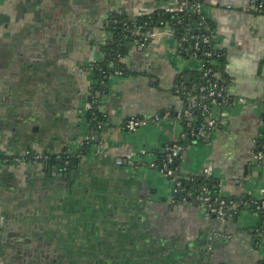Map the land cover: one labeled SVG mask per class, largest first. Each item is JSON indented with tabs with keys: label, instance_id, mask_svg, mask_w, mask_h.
I'll list each match as a JSON object with an SVG mask.
<instances>
[{
	"label": "crops",
	"instance_id": "crops-1",
	"mask_svg": "<svg viewBox=\"0 0 264 264\" xmlns=\"http://www.w3.org/2000/svg\"><path fill=\"white\" fill-rule=\"evenodd\" d=\"M202 1L225 56L232 106L217 112L209 142L185 147L180 174L209 168L221 196L261 197L264 164L254 152L263 129L264 15L246 10L259 0ZM173 6L174 0H0L1 220L10 213L9 221H38L45 214L36 208L50 211V229L64 231L52 241L73 244L68 259L75 261L89 260L82 252L90 250L92 260L109 264H264L252 232L256 214L206 217L197 204L172 202V182L149 167L184 133L178 75L201 68L178 53L172 29L158 28L149 44L133 45L122 60L130 73L111 76L105 93L94 87L92 67L113 49L110 16L136 18ZM95 108L98 129L88 121ZM132 118L146 124L128 131ZM88 135L93 142L68 191L27 165L7 164L26 150L80 154ZM7 227L1 223L0 233Z\"/></svg>",
	"mask_w": 264,
	"mask_h": 264
},
{
	"label": "trees",
	"instance_id": "trees-1",
	"mask_svg": "<svg viewBox=\"0 0 264 264\" xmlns=\"http://www.w3.org/2000/svg\"><path fill=\"white\" fill-rule=\"evenodd\" d=\"M204 5L203 1L200 0ZM263 8L260 9V13L264 15V0ZM259 13V14H260ZM109 26H115L114 28V40H113V50H110L108 59L105 62H100L99 64L94 65L92 68L93 82L95 83V89L104 92L107 91V85L109 78L111 76H120L125 77L130 72L125 63L122 61L124 59L133 45H139L145 43L146 45L150 43L148 36L154 33V30L162 27H170L173 31L175 38L181 45L183 50L182 57L185 59H198L206 63L204 69H200L191 75L190 81H187L186 76L188 72H184L178 75L176 79L177 90L181 89L182 86L185 91L190 92L192 95L198 93V87L206 82L204 77V72L209 68L212 69L214 80H217L221 84L228 85L227 76H226V61L225 56L221 50L217 48V45L214 40V30L212 24L209 22L205 15L193 14L189 11L182 13H170L166 10H157L150 14H143L136 18H130L122 14H112L108 20ZM207 35L210 39L208 43H203L202 40H188L182 41L183 37L190 35ZM181 41V42H180ZM196 42L198 46H196ZM211 53V57H207L206 54ZM229 86V85H228ZM182 91V90H181ZM232 99V97H231ZM222 104L223 101L219 100ZM195 125L196 127L203 124V116L201 112L197 111L195 114ZM88 121L90 128L98 129L100 126V116L96 108L91 109L88 113ZM260 121L262 125L261 137L257 140V145L255 146V152L262 150L264 145V109L260 115ZM183 127L186 129L187 136L186 138H180L178 142L179 145L185 149L187 145L196 144V143H206L203 139H196L191 137L189 132L190 130L186 126V122L183 121ZM93 142V140H91ZM90 142V144H91ZM174 144V143H173ZM170 146V145H169ZM168 147V146H167ZM90 145L84 147L83 153L86 154L89 150ZM264 153V149H263ZM158 160L161 162L164 158L163 153H157ZM80 160L78 158H73V165L78 164ZM181 159H176L173 166L180 167ZM177 175L180 177L181 181V190L178 194H175L173 199L175 203L185 204L184 198L187 199V202L194 201V204H197L195 198L199 195L202 188H207L209 194L214 200H220L225 198L227 201L235 202L238 204L237 214H241L243 211H248L251 213H256L254 203L257 201V197L251 195H241V196H232V197H223L220 195V183L212 175L201 174L198 176H192L188 179H185L184 176L180 174V170ZM247 203V205L245 204ZM237 214L232 215V217H226L227 219H232L237 216ZM261 221L256 227L253 228L255 236L259 239V231L262 229V221L264 219V212L260 213ZM259 230V231H258Z\"/></svg>",
	"mask_w": 264,
	"mask_h": 264
},
{
	"label": "built area",
	"instance_id": "built-area-1",
	"mask_svg": "<svg viewBox=\"0 0 264 264\" xmlns=\"http://www.w3.org/2000/svg\"><path fill=\"white\" fill-rule=\"evenodd\" d=\"M175 6L166 8L167 12L170 13H182L185 11H189L193 14L197 15H205L204 5L200 0H174ZM263 8L262 0L254 1L251 7L247 8L248 12L252 13H260V9ZM158 30V29H156ZM156 30L154 33L148 36L149 38H153L156 34ZM209 37L207 35H190L184 36L182 41L202 40L203 43L209 42ZM181 42V41H180ZM141 47H144L146 44H139ZM196 46L198 43L196 42ZM182 48L179 43L178 53L182 56ZM207 57H211V53L206 54ZM123 60V59H122ZM198 60V59H197ZM201 63V68L204 69L206 63L202 60H198ZM215 74H213L212 69L209 68L204 72V77L206 78V82L198 87V93L196 95H192L190 92L185 91V89L181 86V89L177 90V93L183 100V106L180 112L177 113V118L186 122V126L190 130L189 134L191 137L196 139H203L205 142H209L213 130L216 128L218 124V111H222L226 108H230L232 106L231 94L229 91V86L225 84L219 83L217 80H214ZM182 90V91H181ZM219 100H222L221 104ZM262 111L264 109V98L262 100ZM199 111L203 116V124L196 127L195 125V116L194 114ZM171 116L170 112L164 114V117L168 118ZM162 117L157 116L156 121H160ZM146 121L139 120L138 118H132L128 120L125 124V129L128 131H135L141 126L145 125ZM187 133L184 128V133L181 138H186ZM264 145L262 146V150L256 152L254 154V161L259 164H264V153H263ZM183 147L178 144V142L166 147L162 152L164 154L163 160L159 163L157 162L158 156L156 159L149 164V167L159 171L166 178H168L173 184L174 194H178L181 190V181L180 177L177 175L180 170L179 167L173 166L174 161L178 158L181 159L183 155ZM211 170L206 168L204 170V174L210 175ZM189 177H185L188 179ZM197 202V206L203 212L206 217H215L219 220H225L226 217H232V215L237 214L238 204L235 202L227 201L225 198H221L219 201L214 200L209 194V190L207 188H202L199 195L195 198ZM174 202V199H172ZM185 204H194V201L187 202V199L184 198ZM247 205V203H245ZM256 214L258 216V223L261 221L260 213L264 212V195L261 197H257V201L254 203ZM238 215V214H237ZM262 229L259 231V240L264 247V219L262 221Z\"/></svg>",
	"mask_w": 264,
	"mask_h": 264
},
{
	"label": "flooded vegetation",
	"instance_id": "flooded-vegetation-1",
	"mask_svg": "<svg viewBox=\"0 0 264 264\" xmlns=\"http://www.w3.org/2000/svg\"><path fill=\"white\" fill-rule=\"evenodd\" d=\"M91 140L92 136L88 135L82 144V152L77 155L67 152L56 155L51 152L38 153L36 151L26 150L8 158L7 164H17L19 166L27 165L32 171L37 170L36 173L40 175V177H49L60 182L61 184H59V187H61L62 191H68L70 189V181L74 180V178L71 179V173L76 170L77 174L80 167V162L73 165L72 160L73 158H78L80 160L81 156L85 155L83 149L86 145L90 144ZM39 208H36V212L40 215H48L47 218L43 216V218L40 217L38 221H35L34 218L28 221V219H26L27 217H25V221L17 223L16 221H9V219L13 218L11 215L14 214H3L4 218L3 220L0 219V224H7L8 229L3 232L4 234L0 233V255L1 253L2 255L3 253L5 254L3 255L5 257L3 258L4 261L0 262V264H109V262L101 258H98L97 261L92 260L93 257L91 256L90 250L82 252V256L85 255L86 259H89L87 261H75L73 260L74 255L72 256V260L68 259L74 245L64 240L58 243L52 241V238L55 237L61 240L64 231L60 227H58L60 229H57L60 230L58 233L55 228L51 230L49 226L50 222L47 221L51 212L48 210L44 212ZM57 221L58 225H61V218H58ZM121 230L122 229H117V231L114 230L116 232H112V234H114V239L120 235ZM30 235H32V237ZM110 248L111 246H109L107 250ZM60 250H63L65 254H59ZM15 254H17V256ZM14 256L18 258L16 259Z\"/></svg>",
	"mask_w": 264,
	"mask_h": 264
},
{
	"label": "water",
	"instance_id": "water-1",
	"mask_svg": "<svg viewBox=\"0 0 264 264\" xmlns=\"http://www.w3.org/2000/svg\"><path fill=\"white\" fill-rule=\"evenodd\" d=\"M114 28H115V26L113 25L110 29L114 31ZM111 50H113V49H111ZM186 79H187V81H190L191 76H190V75H187V76H186ZM75 174H76V170L73 171V172L71 173V177H72L71 179L74 178ZM66 176H67V175H66ZM236 218H237V216H236Z\"/></svg>",
	"mask_w": 264,
	"mask_h": 264
}]
</instances>
